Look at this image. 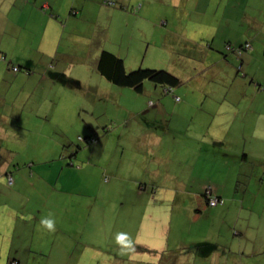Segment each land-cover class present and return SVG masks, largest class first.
<instances>
[{
  "label": "crops",
  "instance_id": "obj_1",
  "mask_svg": "<svg viewBox=\"0 0 264 264\" xmlns=\"http://www.w3.org/2000/svg\"><path fill=\"white\" fill-rule=\"evenodd\" d=\"M104 1L106 0H0V53L9 60V64L12 62L17 65L11 67H17L19 70L24 68L27 72L18 71L11 75L6 63L0 61V250L4 252L2 256L6 257L2 258L0 253V263L10 264L15 260L17 264H54V256L68 253L70 249L67 244L71 239L85 236L86 232L79 227L87 218V220L92 219L94 223L100 222L98 227L104 226L103 228L107 227V224L104 225L106 219L111 220V228L119 226V231L115 234L118 242L125 243L118 246L117 255H114L113 259L108 258L110 254L101 256L102 263L97 260L105 253L93 247L91 259L94 261L93 264H158L156 261L163 255L166 256L164 264H201V260L207 261L213 258L215 262L212 264H264V243L261 246V241L251 246H240L238 251H233L227 245L219 242L208 244L204 239L199 238L194 239L193 243L187 242L181 232L180 237L170 245L168 230L159 223L163 218L168 217L166 210L161 208L165 200H154L155 204L152 200H118L116 204L113 200H83V196L88 194L84 189L78 188L80 183L77 176L85 173L87 169L76 167V162L73 161V158L80 157V153L74 155L71 149H64V145H61L62 141L49 144L55 140L56 127L66 130V125L76 120L78 125L84 123L87 126L89 123L86 118H83L85 120L83 123L78 119L81 117L82 104L75 105V113H73L61 92H64L63 90L71 92L73 85L81 86L79 82V85H76L68 77L73 75L71 72L75 66H82L78 78L94 76L99 83L105 80L97 70L99 52L108 50L113 53L117 39L111 38L109 41L108 34L104 42L100 40L94 44L93 29L99 14L102 22L107 24L102 25L105 28H111L114 20L118 29L123 30L127 29L126 25L131 26V32L128 28V33L133 38L135 34L144 36L143 32L146 35L150 32L153 37L157 32L154 37L159 42L156 43L155 52L164 57L160 60L155 59L161 64L159 68L166 69L181 80L189 79L190 82H194L199 79V75L206 72V69H212L209 73L217 70L219 64L226 62L227 56L240 61L239 69H242L244 64H251L254 61V48L249 40L252 42L257 39L258 33L254 34L252 31L264 32V0H112L114 6L104 5ZM41 10L46 13L50 11L48 13L50 17ZM24 13L26 17L23 20ZM15 23H18L16 31L8 28L9 25L15 26ZM29 23L31 28L35 25L40 28L43 24L42 28L46 29L42 31L41 40L39 39L40 41L35 45V50L30 51L31 54H26L21 45L31 42L27 40L25 30ZM122 23L126 25L123 27ZM48 28L54 30L51 36H49L50 31H47ZM66 29L71 30L70 40L75 37L78 42L74 43L85 46L86 49H82V53L76 50L59 52ZM178 31L181 32L177 33ZM118 35H120L119 30L113 32L112 36ZM171 35H175V38ZM57 37L59 39L55 50L64 65L57 71L61 75L56 74V68H53L52 64H47L51 46L49 48L46 46ZM244 43H249L251 49L240 56L235 53L224 54L225 44L240 46ZM115 55L120 57L119 54ZM204 63L209 65H204L207 68L202 70ZM152 66L158 67V65ZM260 67L264 68V64ZM57 80L59 82L66 80L68 88L55 87ZM253 85L260 89L259 84ZM150 88L157 91L156 86ZM95 90L97 93L102 94L104 91V94H107L112 88L99 87ZM172 90L165 92V88H162L161 93L177 92ZM180 91L181 94L185 92L190 95L189 89ZM212 91L213 88H205L203 91L205 100ZM236 93L244 98L248 94L244 89H239ZM259 95L255 92L251 96L252 103L257 104L255 99ZM156 100L159 104L156 108L163 112L167 110L165 99L156 98ZM149 104L153 107L155 103L149 101ZM210 107L212 110L216 109V106ZM90 115L93 116L92 113ZM175 120L177 118L174 119V116L162 120L160 131L158 129L153 131L152 128L139 129V135L134 141L142 148L133 150L129 161L131 168L135 169L139 165L137 161L147 160L148 162L141 165L143 171L148 169L145 174L149 175L145 178L130 177L129 181L133 185L138 184L140 192L146 190L147 185L141 186L143 181L155 184L153 176L156 172L159 175L162 173V169L153 171L151 167L153 163L158 167L160 161L171 156L172 144L167 143L175 140V137L168 138L169 135L178 133ZM233 120L236 122L238 119L231 116L226 123L218 124V130L227 135L231 131ZM209 123L210 119L207 120L205 113L203 116H194L192 123L190 120L186 123V131L192 133V140L216 142L214 137H209L204 131ZM50 126L53 127L49 128ZM79 138L82 140V137ZM43 141L49 142L43 146ZM186 145V150L192 147L189 142L185 143ZM105 156L108 155H104V150L97 148H93L88 153L87 164H90L93 158L99 159L94 162L99 166L88 167L96 170L99 179L100 170L105 171L109 166L106 165L107 162L105 165L99 164ZM19 165L25 167L20 168ZM190 167L192 168L193 165L191 164ZM79 171L81 172L77 173ZM111 171L113 182L109 179L107 182L101 181L100 187L117 183L122 179L120 170ZM176 174L172 177L178 178ZM8 175L12 177L11 184L8 183ZM98 189L96 193L99 195L101 190ZM139 191L136 194L142 197ZM96 193L94 192L93 196H96ZM73 195L81 200H74ZM239 202L237 200L236 204ZM241 202L243 207L248 206L250 211L256 204V200H241ZM204 205L206 207L205 202L204 204L199 202L197 206L207 212L208 209H212L209 211L211 216L214 215L212 212L230 210L229 205L224 207V200L215 207L204 208ZM136 206H140L141 210L136 211ZM243 207L237 210V216H241ZM198 215L195 213L193 219L196 220ZM261 218L264 219L262 216ZM132 221L139 222L141 231L128 232L129 222ZM151 222H156L158 230L156 229L154 235L155 240L147 242L143 237H152V232L151 230L144 232V226ZM241 223L240 236L244 237L247 234L248 223L243 221ZM87 247L92 246L83 245V249ZM144 253L148 254L144 255ZM142 259L144 262L141 261ZM56 264L61 263L58 261Z\"/></svg>",
  "mask_w": 264,
  "mask_h": 264
},
{
  "label": "rangeland",
  "instance_id": "obj_2",
  "mask_svg": "<svg viewBox=\"0 0 264 264\" xmlns=\"http://www.w3.org/2000/svg\"><path fill=\"white\" fill-rule=\"evenodd\" d=\"M41 11L43 12V10ZM48 13L50 11L46 13L50 17ZM25 17L26 13L23 14V20ZM23 20L20 22L21 25L23 24ZM118 21H121V19H118ZM102 23V18L99 14L93 29L95 37H92V41L94 44L100 40L104 42L108 34L109 41L111 38L117 39L113 53L119 54L124 59L126 71L129 72L138 68L163 69L159 68L161 67L159 66L161 65L158 63L159 61H155V59L160 60L164 58L160 53L155 52V47L159 42L154 37L157 32L153 37H151L150 32L148 35L143 32L144 36L135 34L133 38L128 33V28L131 32V26L125 24L127 29L121 30L118 29L119 27L116 28V20L113 21L114 25L111 28H105L104 24L106 23ZM17 24L15 23V26L9 25L8 28L16 31ZM125 25L121 26L124 27ZM42 26L43 24L40 28L36 25L31 28L29 23L25 28L27 40L31 41L29 44L21 45L26 54H31L35 50V45L41 40L42 31L46 29H43ZM137 29L139 30V28ZM117 30L120 31V35L112 36L113 32ZM47 31H50L49 36L54 32L53 28H48ZM70 31V29L65 30L59 48L60 53H65L69 50L81 52L82 49H86L84 45L79 46V44L74 43L78 42L77 38L72 37L70 40ZM180 32L178 31L177 33ZM252 32L258 34L257 39L252 40V42L249 40L254 48V61L251 64L246 63L242 69H239L240 61L227 56L226 62L219 64L217 70L209 73L212 69H206L205 73L199 75L197 81L190 82L189 79L181 80L178 77L182 81V84L173 88L174 91H177L175 94H162V86L154 85L150 81H145L143 83V92L137 93L131 88H121L115 85L113 87V84L106 80L103 83H99L94 76L92 78L81 76L82 78L79 77L81 78L80 80L78 76L81 74L82 66H75L71 72L73 75H69L68 77L76 85L80 83L81 86L73 85L74 88L71 89V92L63 90L64 92H61V94L64 96L66 103H68L67 105L71 106L73 113H75V105L82 104L83 109L80 110L81 117L78 119L80 123L85 121L83 118L88 119V128L84 123L83 125H78L76 118L72 115L76 121H71L72 124H67L66 130L56 127L54 133L56 134L54 136L55 140L51 142L43 141L42 144L44 146L45 143L49 142L50 145H53L54 142L62 141L61 145H64V149H71L73 153H80V157L78 159L73 158V161L76 162V167L81 166L83 169H87L85 173L78 174L77 176L80 183L78 188L84 189L85 193L88 194H85L82 199L113 200L115 204L118 200H152L153 204L156 203L154 200H165L161 208L166 210L168 217L163 218L159 223H161L164 229L168 230L170 245H173V241H176L180 237L181 232H183V237L187 242L193 243L194 239L199 238L204 239L208 244L219 242L222 245H227L233 251H236L240 246H251L259 241H261L260 244L262 246L264 243V219L262 220L261 218V216L264 217V68L260 66L264 64V32H260V30ZM171 36L175 38V35ZM58 39L59 37L45 46L46 48L51 46L49 53H53L52 55L49 54L50 59L47 61V64H52L53 68H56V74L61 75L57 71L64 66L62 65L63 60H61V57H57L58 53L55 50ZM234 48L239 50L241 54L249 49L241 45ZM0 61L6 63L11 75L16 74L18 71L19 73H27L26 69L21 67L20 70L13 71L12 68L14 66H11L16 64L12 62L9 64V60L2 53H0ZM152 65H158V67ZM204 65L205 63L202 70L207 68L205 66L209 64ZM57 82L55 87L68 88L66 80H61L60 82L57 80ZM252 83L259 84L258 86L261 90ZM154 86L157 87V91L154 88H150ZM99 87L112 88V90H108L110 93L107 94H104V91H102L103 93L101 94L95 90ZM205 88H213V91L208 95L206 100L204 99L205 92H203ZM165 89L171 90L169 88ZM185 89L190 90V95L185 92L184 94L180 93L182 92L180 90ZM239 89H244L248 92L246 98L237 95L236 91ZM65 92L67 95H65ZM255 92L260 94L255 99L258 105L252 103L251 99V96ZM156 98L165 99L167 110L163 112L156 108L159 105ZM149 101L155 103L153 107L149 104ZM210 106H216V109L212 110ZM77 112L79 113V111ZM91 113L93 116L90 115ZM204 113L207 116V120L210 119V123L204 131L209 137H214L216 142L210 141L208 143L207 141L192 140V133L186 131V123L189 120L192 123V117L203 116ZM173 116L174 119L177 118L174 122H176V127L179 130L177 134L168 136V138L175 137L174 141L170 140L167 143L172 144L170 145L172 146L171 156L165 158L162 162L160 161L158 167H156L157 164L153 163V166H151L153 171L156 172L158 169H162V173L159 175L156 172L153 176L155 184L143 181L141 186L147 185L146 190L140 192L139 185H133L129 180L130 177L134 178L135 176L141 178L148 177L149 174H145L146 171L148 172V169L143 171V165H141L148 161L145 159L139 160V157V161H137L138 167L135 169L131 168L129 157L132 156L133 150L142 148L140 145H136L134 140L139 135L140 128L146 130L152 128L153 131L157 129L160 131V122ZM231 116L238 120L236 122L233 120V124L230 126L231 131L226 135L220 132L217 126L218 124L226 123ZM52 127L50 126L49 128ZM32 128L34 132V127L32 126ZM36 128L37 126H35ZM79 137H82V140H79ZM87 137L88 139L92 138L94 141L92 143L87 142ZM188 142L192 144L193 148L190 147L186 150L187 145L185 146V143ZM43 146L41 148H44ZM93 148L104 150V155H108L99 162L100 165H105L106 162L108 163L106 165H109L105 171L100 170V179L96 174V170L88 169L90 166L95 167L94 165H98L94 163L97 162L95 160H99L97 157L93 158L90 164H87L89 163L88 153ZM123 152L124 154H122ZM187 163L189 165H186ZM191 164L193 165L192 168L190 167ZM19 167L24 168L25 165H19ZM112 169L115 171L120 170L122 179L117 183L100 187L101 181L107 182L108 179L112 180ZM173 174H176L178 178H173ZM97 188H99L98 191L101 190L99 195L96 193ZM206 189H209L214 196L221 197L225 203L224 207L229 205L230 210L212 212V215H214L211 216V212L209 211L212 209H208L207 212L199 208L197 206L198 203L204 204L205 202L203 194ZM93 191L96 193V196H93ZM138 191L142 193V197L136 194ZM196 193H198V196H196ZM73 199L81 200L74 195ZM233 200L236 201L232 202ZM237 200L240 202L241 200H256V204L253 210L250 211L247 208L248 206L243 207L242 202L236 204ZM206 207L204 205V208ZM242 207L244 209L241 212V216H237V210H240ZM135 210H141V207L136 206ZM195 213L199 214L196 220L193 219ZM166 219L167 221H165ZM241 221L248 223L247 234L244 237L243 235L240 236L242 233ZM99 224L100 222L94 223L92 219L87 220L86 218V220H83L79 229H84V232H86L85 236L80 237V239H71L70 243L67 244L70 249L68 253H60L54 256L53 263L56 264L59 261L61 264H93L94 261L91 260L92 252L94 251L93 247L99 248L102 253H105L99 256L98 262L102 263L100 261L101 256L106 254H110L108 258L113 259L114 255H117L118 246L125 245L124 242L119 243L118 237L115 236L119 231V226L111 228L112 222L109 219H106L104 223V225L107 224L106 228H103L104 226L98 227ZM156 229V222L145 224L144 232L151 230L152 237L146 236L143 238L147 242L155 240ZM128 230L130 233L141 231L139 222H129ZM241 239H243L242 243ZM84 244L92 247L83 249ZM0 253L1 256L4 254L1 250ZM147 254L144 253V255ZM2 258L6 257L2 256ZM165 258L166 256L163 255L156 262L164 264L166 262ZM143 260L141 261L144 262ZM171 260L170 262H172ZM185 260L187 261L186 258ZM64 261L66 262L64 263ZM200 262L201 264H212L215 262V258L207 261L201 260Z\"/></svg>",
  "mask_w": 264,
  "mask_h": 264
},
{
  "label": "trees",
  "instance_id": "obj_3",
  "mask_svg": "<svg viewBox=\"0 0 264 264\" xmlns=\"http://www.w3.org/2000/svg\"><path fill=\"white\" fill-rule=\"evenodd\" d=\"M111 2L112 4L108 6L115 5L114 1L111 0ZM104 5L106 4L104 3ZM244 44H242L241 46L243 47ZM226 46L236 47L232 44H225L224 54L233 53V51L226 50ZM97 70L99 74L104 77V79L109 83L121 88H131L137 93L142 92L143 83L145 81H150L154 85H159L162 86V88H169L171 90L182 84V81L178 77L164 69L157 70L138 68L128 72L126 71L123 59L107 50H103L100 52L97 60ZM75 153L76 152H74V155ZM203 197L205 204L209 207L208 196L206 192H204ZM215 197L221 199L223 203V199L221 197ZM10 264H17V261L14 260L10 262Z\"/></svg>",
  "mask_w": 264,
  "mask_h": 264
},
{
  "label": "built area",
  "instance_id": "obj_4",
  "mask_svg": "<svg viewBox=\"0 0 264 264\" xmlns=\"http://www.w3.org/2000/svg\"><path fill=\"white\" fill-rule=\"evenodd\" d=\"M104 3H105L106 5H110V4H112L111 0H106ZM243 47H244V48H249L248 50L251 49V46H250L249 44H245ZM226 50H228V51H233V53H235L237 56H239V55L241 54V52H240L239 50H237V49H235L234 47H231V46H226ZM16 70H17V68H16V67H13V71H16ZM166 90H167V89H165V91H166ZM176 100H178V99L176 98ZM79 139L81 140V138H79ZM93 141H94V140H93L92 138H89V139L87 140V142H89V143H92ZM8 183H9V184L12 183V177L9 176V175H8ZM205 192H206V194H207V196H208V205H209V207H215V206H217V205L222 204V200L219 199V198H217V197H215V196H213V195L211 194V192H210L209 189H206Z\"/></svg>",
  "mask_w": 264,
  "mask_h": 264
}]
</instances>
